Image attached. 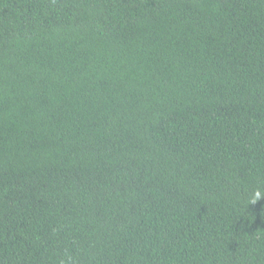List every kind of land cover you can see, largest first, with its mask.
Segmentation results:
<instances>
[{
  "label": "trees",
  "instance_id": "trees-1",
  "mask_svg": "<svg viewBox=\"0 0 264 264\" xmlns=\"http://www.w3.org/2000/svg\"><path fill=\"white\" fill-rule=\"evenodd\" d=\"M0 264H264V0H0Z\"/></svg>",
  "mask_w": 264,
  "mask_h": 264
},
{
  "label": "clouds",
  "instance_id": "clouds-1",
  "mask_svg": "<svg viewBox=\"0 0 264 264\" xmlns=\"http://www.w3.org/2000/svg\"><path fill=\"white\" fill-rule=\"evenodd\" d=\"M261 198V192L259 190H257L255 193H254V197H253V203H255L256 200L260 199Z\"/></svg>",
  "mask_w": 264,
  "mask_h": 264
}]
</instances>
